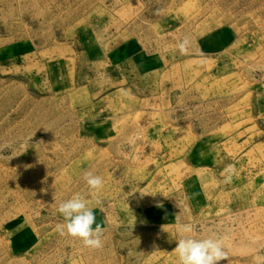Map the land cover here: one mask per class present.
I'll return each mask as SVG.
<instances>
[{"label": "rangeland", "instance_id": "rangeland-1", "mask_svg": "<svg viewBox=\"0 0 264 264\" xmlns=\"http://www.w3.org/2000/svg\"><path fill=\"white\" fill-rule=\"evenodd\" d=\"M77 193L100 249L60 235ZM186 237L264 264V0H0V264H178Z\"/></svg>", "mask_w": 264, "mask_h": 264}, {"label": "clouds", "instance_id": "clouds-1", "mask_svg": "<svg viewBox=\"0 0 264 264\" xmlns=\"http://www.w3.org/2000/svg\"><path fill=\"white\" fill-rule=\"evenodd\" d=\"M187 43L185 40L179 44L181 52L187 51ZM83 179L90 192L101 190L104 184L103 178L92 172H86ZM99 203L97 201V204ZM56 210L63 218V223L59 227L61 236L77 239L88 249L97 250L103 247L102 228L96 222L94 208L89 206L84 196L74 194L60 202ZM182 231L192 233L194 228L189 224L184 226ZM175 245L174 252L178 264H221L225 259L223 247L216 239L186 237L175 241Z\"/></svg>", "mask_w": 264, "mask_h": 264}]
</instances>
